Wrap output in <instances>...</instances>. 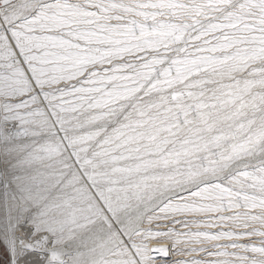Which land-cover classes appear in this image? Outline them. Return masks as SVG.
I'll return each instance as SVG.
<instances>
[{
    "label": "snow or ice",
    "instance_id": "6c2138e0",
    "mask_svg": "<svg viewBox=\"0 0 264 264\" xmlns=\"http://www.w3.org/2000/svg\"><path fill=\"white\" fill-rule=\"evenodd\" d=\"M0 264H264V0H0Z\"/></svg>",
    "mask_w": 264,
    "mask_h": 264
}]
</instances>
